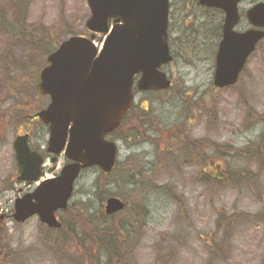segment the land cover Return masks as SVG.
I'll return each mask as SVG.
<instances>
[{
	"label": "rangeland",
	"instance_id": "rangeland-1",
	"mask_svg": "<svg viewBox=\"0 0 264 264\" xmlns=\"http://www.w3.org/2000/svg\"><path fill=\"white\" fill-rule=\"evenodd\" d=\"M27 2L28 28L44 26L63 40L69 33L90 36L86 29L91 16L87 0ZM258 2L264 0H244L240 12L245 13ZM0 10L6 17L18 15L14 0H0ZM169 20L168 38L174 61L163 70L173 86L163 92L135 90L133 107L139 114L145 109L149 118L139 126L150 129L147 135L152 142L134 144L111 136L119 154L105 185L97 186L102 176L98 168L87 169L75 184L69 203L71 211L60 212L63 222L80 223V213L86 217L97 215L99 219L109 197L122 198L140 189L142 183L130 181L134 176L139 179L136 172L152 174L150 182L144 184L145 222L137 224V234L132 239L127 237L130 240L126 244L121 232H111L109 236L102 233L104 240L111 238L117 251L101 249L100 255L89 246L91 237H96L89 227L83 231L76 224L75 234L69 233L58 242L37 216L25 223H17L12 217L16 199L35 191L42 181L57 177L68 160L61 155L58 162L52 163L46 153L47 128L35 119L24 118L50 102L34 90L44 68L39 66L40 56L23 42L8 41L0 31V60L9 53L16 63L15 74L20 77L17 83L25 85L19 106L10 97L0 100V115H15L13 120L0 121V218L4 216L0 243L3 236L8 244V264H264V155L249 162L238 161V168L247 174L240 186L218 188L201 179L205 164L184 161L181 146L175 138L171 139V133L181 132L194 142L212 141L235 149L258 141L264 132V122H257L264 119V41L250 57L239 82L219 90L213 78L222 37V13L201 7L198 0H170ZM62 26L64 31L60 32ZM249 27L243 18L237 30ZM95 37V45L101 49L105 40L100 35ZM25 132L31 135L32 148L46 155L43 178L31 185L16 181L13 143ZM194 142L190 146L192 152ZM203 146L205 143L200 149ZM127 200L132 210L133 203ZM127 210L118 215L117 221L108 219L101 223H121L128 231ZM82 237L84 246L73 244ZM62 240H69L71 245L61 244ZM3 254L0 248V264Z\"/></svg>",
	"mask_w": 264,
	"mask_h": 264
},
{
	"label": "water",
	"instance_id": "water-1",
	"mask_svg": "<svg viewBox=\"0 0 264 264\" xmlns=\"http://www.w3.org/2000/svg\"><path fill=\"white\" fill-rule=\"evenodd\" d=\"M225 13L222 40L216 55L214 86H235L250 56L264 40V3L249 9L253 27L237 32L243 0H198ZM90 38L72 36L49 55L40 73L38 90L50 98L48 107L34 117L48 127L47 152L52 163L65 155L69 163L60 175L40 183L18 198L13 218L25 223L37 216L50 229H61L58 213L68 209L82 171L98 167L109 174L115 167L118 145L108 140L134 103L135 77L139 91H163L171 80L161 70L173 61L168 41L170 0H87ZM106 38L102 50L94 39ZM28 134L17 136L13 148L17 182L33 184L43 177L44 157L33 151ZM126 207L116 197L106 200L105 214L114 216ZM4 216L0 218V222Z\"/></svg>",
	"mask_w": 264,
	"mask_h": 264
},
{
	"label": "trees",
	"instance_id": "trees-1",
	"mask_svg": "<svg viewBox=\"0 0 264 264\" xmlns=\"http://www.w3.org/2000/svg\"><path fill=\"white\" fill-rule=\"evenodd\" d=\"M14 2L18 7V15L16 14L13 17H6L0 10V31L6 36L8 41H20L28 45L31 50L35 52V54L40 56L41 63L39 64V66L45 67L47 66L48 56L59 47L64 38H59L57 36V32L49 30L44 26L28 28L25 23V16L27 13L26 9L29 7V3L27 2V0H14ZM59 30L60 32L62 30L64 31V27H60ZM70 35L74 34L69 33L67 37ZM16 70V63L13 60L12 56L9 53L5 54L0 60V100H3L6 97H10L9 99L18 101L19 106L20 104H22L19 96L23 98V90L25 88V85H20L19 83H17L20 77H18L19 75L15 74ZM34 90H37V88L34 87ZM144 111L145 113L147 112L145 109ZM145 113L139 114L133 107L128 112L120 128L114 135H112V137L115 139L119 138L120 140H124L123 142H134V144H140L141 142L151 143L152 139H150L147 135L149 134L150 129L148 130L146 128H141L142 126H139V123H142V125H144L145 120L149 119L147 116L148 113ZM14 116L15 115L11 114L0 115V121L3 120L5 122L13 120ZM259 120H262V122H264L263 118L258 119L257 122ZM132 122H138V126H133ZM140 133H142V135ZM171 134V139L173 140L175 138L176 142L179 144V146H181V150L185 153L183 156V160L189 163L198 162L205 164V169H203L202 171L201 179L206 180V182L218 188L240 186L247 180V174L243 172L242 169L238 168V161L245 160L249 162L253 158L263 157L264 155V132L262 133L258 141L249 143V145L243 149H235L228 145L221 146L218 143L212 141H208V143H206V141L194 142V140L190 139L188 136L181 132ZM193 142L194 152L190 151V146ZM201 143H205V146L200 149ZM111 174L112 173H101L102 176L99 179L97 186L101 187L102 185H105L106 178H109ZM136 174L139 179L134 176L132 179H130V181L136 183L137 185L142 183L140 189L131 192V194L129 195L121 196V199L126 200L127 202L126 209H128L127 214L129 215V218L125 220L128 221L127 227L130 228L128 230L130 232L126 231L125 225H122L121 223H115L114 226H106L105 223H101V221H107L108 219L115 220L118 215L124 214L123 212L116 216L110 217L100 212L101 216L99 219H97V215H89L88 217H86L79 212L82 215L80 223L64 220V222L61 221L63 224L62 229H48V231L52 234L51 236L53 237V239L60 242L63 237L65 239V235L69 233L75 234L77 224L78 226L82 227L83 231L87 230L88 227L90 228V230L94 231L91 233V235L96 234V237H94V235L91 237L89 246L93 248V251H96L98 255H100L99 252L101 251V249L109 252H113L115 250L117 251V247L113 245L111 238L104 240V236H102V233H108L109 236V233L111 232H121V240H123L122 242L126 244L127 240L130 237L132 239L133 236L137 234V231L135 230L137 224L140 225L141 223L145 222L146 212L144 204H142L146 193L144 184H148V182H150L152 178V174L146 175V173L137 172ZM128 198L130 199L131 203H133L132 210H129L130 202L127 200ZM176 200L181 203L178 197H176ZM70 211L71 210L69 208L66 212ZM127 237L129 238L126 240ZM1 241L2 242L0 243V248L4 253L2 256L4 260L2 259L3 262L1 260V264H8V244H6V242L4 241L3 236H1ZM74 243L75 245L79 243V246H84L85 239L83 237L79 238V240H77V242L74 241L73 244ZM61 244H66L68 246L71 245L69 244V240H62Z\"/></svg>",
	"mask_w": 264,
	"mask_h": 264
},
{
	"label": "flooded vegetation",
	"instance_id": "flooded-vegetation-1",
	"mask_svg": "<svg viewBox=\"0 0 264 264\" xmlns=\"http://www.w3.org/2000/svg\"><path fill=\"white\" fill-rule=\"evenodd\" d=\"M220 12L222 13L223 18H225L224 13H223L222 11H220ZM245 14H246V13H242V12H240L241 21H242L243 18L246 19V15H245ZM241 21H240V23H241ZM250 28H251V26H250L249 28L243 30V32L247 31V30L250 29ZM221 29H222V28H221ZM258 47H259V46H258ZM139 78H140V77L136 76V79H139ZM35 120H36V119H35ZM28 134H29V133H28Z\"/></svg>",
	"mask_w": 264,
	"mask_h": 264
}]
</instances>
